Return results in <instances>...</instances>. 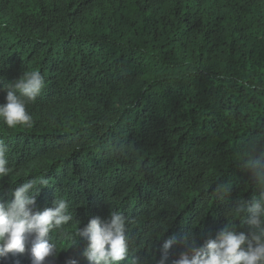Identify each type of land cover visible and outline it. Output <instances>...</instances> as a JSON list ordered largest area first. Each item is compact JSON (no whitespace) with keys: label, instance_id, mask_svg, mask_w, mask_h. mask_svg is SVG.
<instances>
[{"label":"trees","instance_id":"1","mask_svg":"<svg viewBox=\"0 0 264 264\" xmlns=\"http://www.w3.org/2000/svg\"><path fill=\"white\" fill-rule=\"evenodd\" d=\"M32 71V126L0 118V201L34 180L33 211L66 202L45 264H90L78 229L112 212L120 264H175L186 235L200 247L226 224L249 233L235 208L262 190L245 161L264 157V0H0V105ZM30 247L0 264H33Z\"/></svg>","mask_w":264,"mask_h":264},{"label":"clouds","instance_id":"2","mask_svg":"<svg viewBox=\"0 0 264 264\" xmlns=\"http://www.w3.org/2000/svg\"><path fill=\"white\" fill-rule=\"evenodd\" d=\"M43 87L44 78L39 71L26 72L8 86L6 103L0 105V118L9 128L32 126L33 120L25 105L27 101H34ZM6 151V145L0 141V177L10 173ZM245 167L262 186L258 199L238 201L235 208L237 214H248L249 233L237 232L226 224L215 239L206 240L200 247L186 235L182 240L185 251L175 264H264V157L249 156ZM38 183L46 185L47 181L42 179ZM36 186L37 181L29 180L15 188L11 201H0V256L24 254L29 243L33 264H45L49 257L56 255V246L47 237L53 229H62L68 224L72 216L63 200H55L52 208L33 211L29 206L36 204L35 197L40 190L33 194ZM77 234L87 241L83 255L90 264H120L128 259L125 218L118 212L110 213L107 222L99 217L90 218ZM172 243V240L164 242L162 258H167ZM132 264H140V257L133 258Z\"/></svg>","mask_w":264,"mask_h":264}]
</instances>
